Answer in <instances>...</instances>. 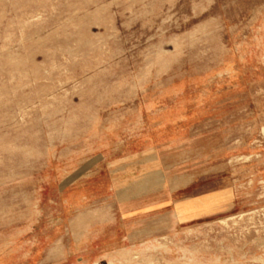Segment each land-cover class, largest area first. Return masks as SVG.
Masks as SVG:
<instances>
[{
	"label": "rangeland",
	"instance_id": "rangeland-1",
	"mask_svg": "<svg viewBox=\"0 0 264 264\" xmlns=\"http://www.w3.org/2000/svg\"><path fill=\"white\" fill-rule=\"evenodd\" d=\"M143 199L157 236L112 249ZM183 255L264 264V0H0V264Z\"/></svg>",
	"mask_w": 264,
	"mask_h": 264
},
{
	"label": "crops",
	"instance_id": "crops-1",
	"mask_svg": "<svg viewBox=\"0 0 264 264\" xmlns=\"http://www.w3.org/2000/svg\"><path fill=\"white\" fill-rule=\"evenodd\" d=\"M151 172L150 181L152 182V187L156 186L161 182L162 175L159 169L149 170ZM148 176H141L137 181V184H141L147 180ZM213 193H218V191L208 192L200 194L197 196L184 198L178 201L173 202V206L176 207L175 210L169 213V217L172 216L174 222H180V220L187 219L188 221L195 218H204L212 216L218 213V208L224 206V201L220 200L219 203L215 202L214 207L217 208L214 211H201L199 213L191 214L189 217L185 216V209H181V206L186 201H210L212 200ZM217 201V199H215ZM170 201L164 199L163 201L153 200V199H143L135 205H127L119 209V218L115 221H111L109 226V233L111 236H114V233L117 234V243L112 249H117L126 243H131L136 240H140L141 243H148L149 239L157 236V225L158 222L154 219V215L157 214L156 211L162 207L169 206ZM190 218V219H188ZM186 220V221H187ZM147 241V242H146ZM151 242V241H150Z\"/></svg>",
	"mask_w": 264,
	"mask_h": 264
},
{
	"label": "bare ground",
	"instance_id": "bare-ground-1",
	"mask_svg": "<svg viewBox=\"0 0 264 264\" xmlns=\"http://www.w3.org/2000/svg\"><path fill=\"white\" fill-rule=\"evenodd\" d=\"M160 246L165 247L163 245H160ZM148 257L152 258V255L148 254ZM95 263H96V261H95ZM164 264H192V263H190V260L187 259L185 255H183L180 258H176V259H166V260L164 259Z\"/></svg>",
	"mask_w": 264,
	"mask_h": 264
}]
</instances>
